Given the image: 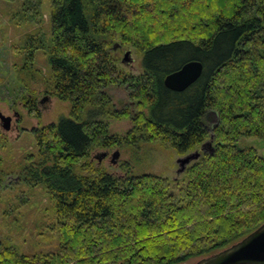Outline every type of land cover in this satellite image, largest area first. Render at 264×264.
Listing matches in <instances>:
<instances>
[{
    "label": "trees",
    "instance_id": "obj_1",
    "mask_svg": "<svg viewBox=\"0 0 264 264\" xmlns=\"http://www.w3.org/2000/svg\"><path fill=\"white\" fill-rule=\"evenodd\" d=\"M21 2L18 20L42 25V0ZM49 26L23 49L31 62L37 50L48 55L53 95L71 118L34 130L37 154L22 176L46 190L58 250L1 244L0 264H182L264 224V156L238 145L264 139V0H51ZM125 48L142 54L141 74L119 67ZM191 61L203 64L201 78L167 89ZM115 86L130 100L120 110L106 92ZM108 119L132 128L113 134ZM209 140L213 153L174 180L117 176L93 157L137 141L184 155Z\"/></svg>",
    "mask_w": 264,
    "mask_h": 264
},
{
    "label": "rangeland",
    "instance_id": "obj_2",
    "mask_svg": "<svg viewBox=\"0 0 264 264\" xmlns=\"http://www.w3.org/2000/svg\"><path fill=\"white\" fill-rule=\"evenodd\" d=\"M21 6V0H0V111L13 117V123L16 122L15 112L21 118L18 131H6L0 120V245L12 244L23 252H57L58 234L49 229L54 222L52 204L43 186L32 188L23 180L22 169L37 154L34 130L71 118V106L53 95L48 55L37 50L31 62L27 60L28 51L23 49L26 36L34 34L37 28L49 33L51 0H42V25L38 26L18 20L16 14ZM127 51L131 53V63L125 65L122 60ZM119 58V67L125 73H142L143 56L134 48L121 49ZM106 92L118 110L130 103L127 91L121 86L110 87ZM44 96L48 99L41 104ZM108 121L113 134L123 136L132 128L127 119ZM238 145L255 148L264 156V139L241 138ZM116 151L120 152V157L118 164L113 165L111 159ZM99 152L102 151L94 152L93 157ZM187 154L167 149L158 142L137 141L112 149L110 158L100 165L121 177L128 172L135 176L152 174L174 180L182 176L177 175L178 161ZM198 261L192 259L182 264Z\"/></svg>",
    "mask_w": 264,
    "mask_h": 264
},
{
    "label": "water",
    "instance_id": "obj_3",
    "mask_svg": "<svg viewBox=\"0 0 264 264\" xmlns=\"http://www.w3.org/2000/svg\"><path fill=\"white\" fill-rule=\"evenodd\" d=\"M121 48L116 44L114 50ZM131 53L127 51L122 60L123 64L128 65L131 63ZM203 64L199 61H191L183 65V67L171 74H169L164 81L167 89L174 92H184L194 83H196L203 74ZM47 97L42 101L45 102ZM0 120L3 129L10 131L11 118L0 112ZM212 140L207 141L202 145L200 150L187 154L178 161V172L180 176L185 173L186 169L195 161L199 160L203 154H211L214 151ZM109 156V152H101L95 158L98 163H102L104 159ZM120 152L116 151L112 155L111 163L118 164ZM196 264H264V224L251 234L246 236L241 241L233 244L232 246L215 253L211 256L199 259Z\"/></svg>",
    "mask_w": 264,
    "mask_h": 264
},
{
    "label": "flooded vegetation",
    "instance_id": "obj_4",
    "mask_svg": "<svg viewBox=\"0 0 264 264\" xmlns=\"http://www.w3.org/2000/svg\"><path fill=\"white\" fill-rule=\"evenodd\" d=\"M45 97V96H44ZM47 99H48V97H47ZM40 103L41 104H43L44 102L43 101H40ZM1 112V111H0ZM5 115V114H4ZM7 116V115H6ZM14 116L16 117L15 118V123H13V117H10V116H8V117H10L12 120H11V126H10V130H19V121H21V118H20V116H19V114H17V112H15L14 113ZM108 158H110V157H107L106 159H108ZM105 159V160H106Z\"/></svg>",
    "mask_w": 264,
    "mask_h": 264
}]
</instances>
